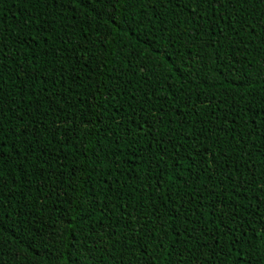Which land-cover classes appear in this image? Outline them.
Here are the masks:
<instances>
[{
  "label": "snow or ice",
  "instance_id": "snow-or-ice-1",
  "mask_svg": "<svg viewBox=\"0 0 264 264\" xmlns=\"http://www.w3.org/2000/svg\"><path fill=\"white\" fill-rule=\"evenodd\" d=\"M113 30L123 65L93 51ZM25 164L72 181L55 219L14 194ZM0 264H264V0H0Z\"/></svg>",
  "mask_w": 264,
  "mask_h": 264
},
{
  "label": "trees",
  "instance_id": "trees-1",
  "mask_svg": "<svg viewBox=\"0 0 264 264\" xmlns=\"http://www.w3.org/2000/svg\"><path fill=\"white\" fill-rule=\"evenodd\" d=\"M19 7H20L19 4H17L15 7H9V6L5 5L3 7V14H4L5 19L10 21V22H14L15 18H16V10ZM39 11H43V9L41 8V9H39ZM83 14L84 13L78 12V16L83 15ZM60 22H63V21L61 20L58 23H60ZM84 27L85 28L88 27V24H85ZM73 31H75V30H73ZM77 35L72 36V39L74 41L77 39ZM157 35H159V34L157 33ZM241 36L243 37V39L246 42L250 43V46L252 47V54L254 55L256 49L259 48L260 44H261V40H260L259 36H257L255 40H252V38H251L252 34L247 32V31L241 33ZM100 38L103 39V37H100ZM113 39L117 43L108 44V41L105 40L103 46L97 45V48L94 49L93 51L99 52L101 56L105 52H115V56L112 57V62L113 63L119 62L120 65H123V63L125 61L123 60L122 53L120 51H118V45H119V43L127 42L128 37H126L122 34H116L115 30H113V36H109L108 40H113ZM41 43H43V42H41ZM52 43H53L52 41H48V44H52ZM125 51H127V49ZM209 54H211V53L209 52ZM248 58L251 59V56H249ZM42 62H43V58L41 60V63ZM92 67H93V69H95V65H93ZM81 75L83 76V74H81ZM173 80H175V78H173ZM13 83H14L13 81L9 80L7 85L5 86V91H8L9 89H11L12 92L17 91V88L19 87L20 81H15L16 87H13ZM134 83L136 86H139V84L141 82H134ZM74 91H81L82 92V90H80V89H74ZM88 91H91V89H88ZM167 91H168V89L166 87L161 88V90H160L161 94H163ZM201 91H203V90L201 89ZM206 95L214 97L213 106L217 107L218 112H222L223 110H226L228 103H230V101L225 102V103L219 102V100L224 96V92L222 90L212 89L208 93H206ZM169 99H170V97H169ZM42 103H45V102L42 101ZM244 103H245V101H241L242 106ZM195 106L200 110L201 115L203 116L206 109L209 107V104H208L207 100L205 101V104H203V105L199 104V102L197 101ZM38 117H39V112H35L32 114V116L26 117L25 121H27L31 118H38ZM172 118H175V117L173 116ZM190 119H191V117H190ZM238 123H239V121H238ZM187 130H188V127L185 126V131H187ZM237 131H239V128L237 129ZM234 135H235V133H234ZM177 139H179V137H177ZM251 139H255V137H252ZM93 140H94V138H93ZM92 142L93 141H87V143H89V144ZM142 143H143V141H141V144ZM208 143H210V141ZM257 144H259V141H257ZM250 146H251V144H250ZM50 151L55 152L56 151L55 147H51ZM37 155H39V154H37ZM237 155H243V153L238 151ZM260 159H261V154L256 152L255 150H253L254 162L258 163ZM46 160H47V156H41V159H38L35 162L37 165H39V164H41L42 161H46ZM82 162H83L82 158L78 157L76 159H73L72 156H69L67 161H62V163H66L68 165V170H66L62 173L64 180H66V181L68 180V177L70 175V171L73 168V166H75L76 168H79V165ZM167 163H173V162L167 161ZM179 163L181 166H184V164L187 162L186 161H180ZM52 167L58 169L57 164H53ZM173 167L175 168V164H173ZM24 168L29 171V175L27 177H24L22 175L23 170H21V180L18 184L14 185L15 189H19L21 187H24V191H23V193L16 191V192H14V194L20 197L22 203H26L28 205V208L31 210L32 215H37V216H39L41 214L46 215V214H49L50 210H51L50 214L52 215L53 219H55L57 216L61 215L62 214V207L60 205V202L57 199V192L67 191L69 193V196L68 197H62V199L66 200V199L71 198L74 195L73 193H71V188L69 187V185L72 184V181H68V184H66L63 188L46 187L45 186V177L35 176L32 172L31 166L28 164H25ZM179 170H180L179 168H176L177 172ZM43 171L49 177L48 184H51V173L49 172L47 167H44ZM257 174L259 175V170H258ZM163 175H164V173H163V171H161V176L163 177ZM169 175H174V173L170 172ZM141 180H143V176H141ZM82 182L83 181L76 180L77 185L79 183H82ZM174 191H175V188H173V192ZM136 198H138L136 192H133L131 197H129V199H132L133 202ZM238 199H240L241 202H243L247 198L246 197H238ZM15 207H17V205L14 204L13 207L9 208L5 213L6 227H9V231L12 233L13 236L17 235V232L15 229H11L10 225L16 220V216L15 215L9 216L8 212H13ZM241 211H251V204H249L247 209H241ZM8 238H9L8 235L5 234V239H8ZM65 243H67V241H65ZM12 246H17L15 240L12 241ZM36 250H38V246H37ZM24 255L27 256L29 259H31L35 255V251L26 252V253H24ZM9 261H11V257H9Z\"/></svg>",
  "mask_w": 264,
  "mask_h": 264
}]
</instances>
